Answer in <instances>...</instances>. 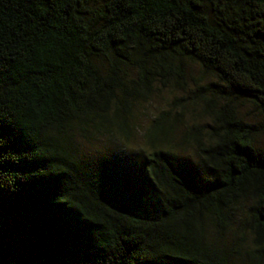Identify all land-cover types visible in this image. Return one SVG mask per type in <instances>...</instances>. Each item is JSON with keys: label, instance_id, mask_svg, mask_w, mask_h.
<instances>
[{"label": "trees", "instance_id": "trees-1", "mask_svg": "<svg viewBox=\"0 0 264 264\" xmlns=\"http://www.w3.org/2000/svg\"><path fill=\"white\" fill-rule=\"evenodd\" d=\"M187 64L205 123L166 111L133 158L77 155L129 140ZM262 134L264 0H0V264H264Z\"/></svg>", "mask_w": 264, "mask_h": 264}, {"label": "rangeland", "instance_id": "rangeland-1", "mask_svg": "<svg viewBox=\"0 0 264 264\" xmlns=\"http://www.w3.org/2000/svg\"><path fill=\"white\" fill-rule=\"evenodd\" d=\"M186 70L187 78L183 89L173 86L159 87L147 102H141L137 105L135 115L137 130L129 140L110 142L107 136L92 135L89 139L78 137L75 144L77 155L87 160L92 167L98 166L100 163L109 164L110 161L117 164L119 154L121 160L127 155L133 158L137 150L144 147L142 142L144 129L154 116L162 112L168 111L171 116H176L179 119L180 131H184L185 128L191 127L195 123H205L206 116L201 112L202 104L199 100L195 103L189 102L184 107V102L179 101V99L193 100L196 97L198 87L210 82L213 78L202 74L194 64H187ZM192 92L193 94H191ZM237 107L239 108V116L244 122L253 125L260 123L259 115L254 112L249 104L243 103ZM255 141L258 147L264 148V134L257 136ZM122 147L126 148L123 149ZM180 152L185 157L190 158L192 156L191 148L188 145L180 147ZM124 161L127 162V160Z\"/></svg>", "mask_w": 264, "mask_h": 264}]
</instances>
